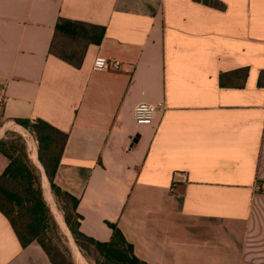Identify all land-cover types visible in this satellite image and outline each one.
<instances>
[{
	"label": "crops",
	"instance_id": "crops-1",
	"mask_svg": "<svg viewBox=\"0 0 264 264\" xmlns=\"http://www.w3.org/2000/svg\"><path fill=\"white\" fill-rule=\"evenodd\" d=\"M217 1L0 0V139L36 157L13 119L66 133L54 183L80 231L113 224L146 264H264V0ZM58 19L103 28L79 67L49 53ZM140 102L164 105L150 125ZM0 264H51L1 212Z\"/></svg>",
	"mask_w": 264,
	"mask_h": 264
},
{
	"label": "trees",
	"instance_id": "trees-1",
	"mask_svg": "<svg viewBox=\"0 0 264 264\" xmlns=\"http://www.w3.org/2000/svg\"><path fill=\"white\" fill-rule=\"evenodd\" d=\"M193 1L224 9V5L217 0ZM86 29H94L96 39L88 37ZM102 35L101 27L58 19L49 53L79 67L87 45L92 41L98 43ZM13 121L34 137L37 161L62 211L63 222L83 257L91 264H146L134 254L133 246L115 225L107 224L111 235L105 242L80 231L81 216L76 211L78 199L54 183L67 134L38 118H15ZM0 154L7 160L0 173V212L9 221L20 245L26 247L37 243L51 264H75L44 200L40 172L28 156L24 138L13 131H6L0 139Z\"/></svg>",
	"mask_w": 264,
	"mask_h": 264
},
{
	"label": "rangeland",
	"instance_id": "rangeland-1",
	"mask_svg": "<svg viewBox=\"0 0 264 264\" xmlns=\"http://www.w3.org/2000/svg\"><path fill=\"white\" fill-rule=\"evenodd\" d=\"M16 133V132H15ZM18 134V133H17ZM23 137V136H22ZM24 139H26L27 141H30V138H29V136L26 134V133H24V137H23ZM27 153L28 154H30V156H31V154H32V150H31V147L29 146L28 147V149H27ZM37 158V157H36ZM32 161V160H31ZM33 162V161H32ZM34 163V162H33ZM35 165V164H34ZM36 166V165H35ZM37 167V166H36ZM38 168V170H39V172H40V183H41V187H42V190L44 189V200L46 199L49 203H50V205L48 206L49 207V209H50V211H51V214H52V216H53V218H54V220L56 221V224H57V226H58V232H59V235H60V237H61V240H62V242L65 244V246L69 249V251H70V253H71V257H72V260L74 259V255H73V251H74V246H73V244H74V242H73V240H72V238H71V235H70V233H69V231H68V229L66 228V226H65V224H64V222H63V217H62V211L59 209V207H58V205L56 204V202H55V200H54V203L52 202V200H51V197H50V195H49V198L47 197L48 196V194H47V190H49V186H48V184H47V187H45V185H44V174H43V172H42V168H40V167H37ZM49 192V191H48ZM54 199V198H53ZM45 200V202H46V204H47V201ZM75 248L77 249V251L80 253V255L82 256V258H84L83 257V255H82V253L78 250V248L75 246ZM85 259V258H84ZM85 261L87 262V264H91V263H89L86 259H85ZM74 262V261H73Z\"/></svg>",
	"mask_w": 264,
	"mask_h": 264
},
{
	"label": "built area",
	"instance_id": "built-area-1",
	"mask_svg": "<svg viewBox=\"0 0 264 264\" xmlns=\"http://www.w3.org/2000/svg\"><path fill=\"white\" fill-rule=\"evenodd\" d=\"M110 65L116 66V61H108L105 58H96L94 61L93 69L94 70H102L104 68L109 67ZM164 108L163 104H152L148 102H140L133 108V119L135 124L137 125H150L157 111ZM260 192L264 193V186L260 187Z\"/></svg>",
	"mask_w": 264,
	"mask_h": 264
},
{
	"label": "bare ground",
	"instance_id": "bare-ground-1",
	"mask_svg": "<svg viewBox=\"0 0 264 264\" xmlns=\"http://www.w3.org/2000/svg\"><path fill=\"white\" fill-rule=\"evenodd\" d=\"M30 159L35 163V165L37 166V167H40L41 168V166L39 165V163H38V161H37V159H36V157H35V152H34V150L32 149V154H31V156H30ZM44 185H45V187H47V184H48V182H47V180H46V178H45V176H44ZM47 194H48V198H49V192H48V190H47ZM73 246H74V251H73V255H74V259H75V262L77 263V264H87V262L85 261V259L84 258H82V256L80 255V253L77 251V249L75 248V244H73Z\"/></svg>",
	"mask_w": 264,
	"mask_h": 264
}]
</instances>
